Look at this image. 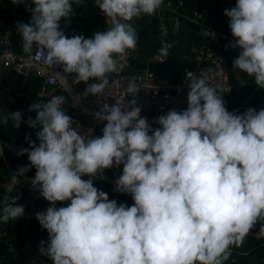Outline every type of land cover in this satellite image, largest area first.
Listing matches in <instances>:
<instances>
[{"label": "clouds", "instance_id": "1", "mask_svg": "<svg viewBox=\"0 0 264 264\" xmlns=\"http://www.w3.org/2000/svg\"><path fill=\"white\" fill-rule=\"evenodd\" d=\"M81 3L31 0V20L17 22V31L24 53L35 47L46 64L86 84L83 96L100 98L119 59L137 47L131 22L156 14L163 0H95L106 30L69 38L59 22ZM224 15L233 37L226 47L240 49L232 66L264 89V0H237ZM170 47L164 44L159 55L169 56ZM186 79L187 108L155 118L156 128L140 115L134 81L126 90L133 99L124 106L102 103L94 113L104 123L100 136L73 127L63 95L29 105L38 143L26 137L30 147L18 155L27 154L36 169L31 184L51 205L36 214L48 232L40 255L52 264H225L232 247L264 221V108L229 112L222 97L230 88L210 85L207 72L196 77L187 71ZM9 120L19 128L22 115L12 113L3 123ZM121 165L114 191L130 194L132 206L110 200L93 184L98 174ZM27 171L24 166L12 176L8 193ZM18 199L3 196L0 223L24 215ZM64 201L70 203L56 207ZM256 238L264 239V223Z\"/></svg>", "mask_w": 264, "mask_h": 264}, {"label": "crops", "instance_id": "2", "mask_svg": "<svg viewBox=\"0 0 264 264\" xmlns=\"http://www.w3.org/2000/svg\"><path fill=\"white\" fill-rule=\"evenodd\" d=\"M181 4L178 0H163L161 8L152 16H143L142 18L135 19L131 22L136 27L138 33V42L135 50H131L132 56L130 63L128 64V70L133 72H139L144 69H150L158 75L167 76L172 79H178L185 68H194L199 66V62L195 58L194 50L203 46L205 37L202 32V24L195 21L193 13L196 9H200L203 6L207 7V11L204 14L203 22L207 26L218 28L223 31L232 41L233 37L231 30L228 26V18L224 15V10L235 7L237 0H181ZM31 0H25V3L13 4L12 0H0V39L2 35L8 29L12 28L16 30V34L11 41V48L18 55H29L24 53L22 48V40L20 34L17 31V22L29 23L31 20ZM73 10L77 15L69 17L67 19L62 18L60 23V30L65 32L67 37L83 34L85 38H90L96 31H104L107 28L106 17L102 14L101 10L95 3V0H82V3L77 5L73 4ZM181 12L182 21L186 20L191 26L190 38L191 41L187 46V53L179 55L173 51L169 53L164 61H157L154 59V55L159 53L160 48L163 46V26L170 25L174 16ZM168 38L172 41L173 47L178 42V34L170 33ZM35 48V47H34ZM33 48V49H34ZM2 44L0 42V50ZM239 48L229 47L225 53V64L230 74L231 83L233 85L232 94L224 99L226 107L234 103H243L246 101H259L264 100V89L258 88L254 83V78L249 77L246 73L232 66L233 60L239 55ZM73 75H76L72 73ZM110 83L112 81V74H110ZM22 91L29 90L36 92L37 89L43 84L44 78L40 75H22ZM92 82V81H89ZM244 83L242 86L241 83ZM84 83V82H82ZM109 83V84H110ZM18 90V89H16ZM56 92L55 94H57ZM23 100L27 101V105H31L35 101L44 102L46 99L39 98L36 95H31L24 99L18 100L16 108L22 107ZM63 110L76 122L73 127L77 128L80 134L89 133L92 136L102 135V128L91 127L82 125L76 115L75 109L65 99V103L62 105ZM35 119L36 112L29 111L22 114V122L19 128L13 126V122H9L0 129V139L3 141L0 150L3 151L0 155V159L4 161V166L0 167V186L6 189V193L0 192V207L3 206V196L8 195L12 197H20L24 194L25 190L29 187H33L31 180L35 177L36 169L30 166L27 154L18 155L22 149L29 148L30 145L23 143L26 137L38 143L36 139V133L39 129L31 128L28 124L29 118ZM21 137L23 142H17L20 148L18 151L9 148L6 143ZM10 156L13 159H19L21 162L18 165H14V162L10 161ZM21 163H25L28 166V171L23 176L18 177V183L14 186L11 193L7 192L8 187L12 184V176L18 173L17 168ZM123 165L117 167V172L112 175L119 177L122 174ZM103 173L109 174L108 169ZM111 175V174H110ZM89 179V177H84ZM110 183L104 176L98 174L93 180L94 186L99 190H105L106 184ZM107 193V192H106ZM108 194V193H107ZM111 192L108 194L110 196ZM119 204L123 203L127 206H132L134 201L130 194H121ZM35 207L40 202H33ZM70 201H64L62 207L67 206ZM37 212L31 211L24 214L22 217L15 221H10L8 224L0 223V248H6L8 254H6V260L0 258V264H11V261L17 257V255L10 250L9 239L16 238L18 231L25 229L31 223H38L36 219ZM264 221L258 222L253 230L245 237L246 252L250 254L255 263H252L249 259L241 256L240 247L233 246L231 252L238 255L237 264H264V239H257L256 233L259 231L260 224Z\"/></svg>", "mask_w": 264, "mask_h": 264}, {"label": "built area", "instance_id": "3", "mask_svg": "<svg viewBox=\"0 0 264 264\" xmlns=\"http://www.w3.org/2000/svg\"><path fill=\"white\" fill-rule=\"evenodd\" d=\"M181 4V0H178ZM207 7L203 6L196 9L193 13L195 21L202 24V32L205 37L203 46L194 50V55L199 66L194 68H185L178 79H172L167 76L156 74L150 69H144L139 72L128 70V64L132 56L131 50L128 54L118 61L117 71L112 73V81L105 91L103 97H96L93 95L83 96L86 84L78 81L76 75L63 72L62 66L53 63L48 65L40 57L39 51L34 48L29 55H18L11 48L10 44L16 34L15 29H8L2 35L0 42L2 49L0 50V65L16 68L22 75H40L44 78L43 84L36 90V92L18 89L14 93L11 100H20L31 95H36L39 98L47 99L56 92L65 93L71 100L74 109L78 111L82 117L91 124V127H104L103 122L95 119L94 113L99 110L102 103L114 105L120 103L124 106L125 103L133 99L128 96L127 87L129 81H134L139 89L135 96L137 106L141 108V117H146L149 125L156 128L159 125L154 123L155 118L160 115L166 114L171 109L177 111L187 108V93H188V80L186 79V72L191 71L196 77L202 73H208V83L213 86L221 88H230V91L223 95V100L229 97L233 92V85L231 83L230 74L225 64V51L229 48V37L220 29L207 26L203 22L204 14ZM76 11H72L69 17L76 16ZM181 12L177 13L170 25L163 26L164 44L171 45L169 53L173 51V43L168 38L169 34H178L181 25ZM71 38V36H69ZM157 61L165 60L166 57H161L158 54L154 55ZM91 83V82H89ZM243 86L244 83L242 82ZM255 108L257 110L264 108V100L259 101H246L243 103H234L226 107L229 112L236 114L243 113L248 108ZM3 141L0 139V149ZM6 145L18 151L19 144L15 140L9 141ZM0 152L3 153L2 150ZM27 166L21 163L17 171ZM109 174L103 173L104 176L112 185L110 200H116L119 204L121 195L114 191L115 180L117 177L113 173L117 172V167L108 169ZM111 174V175H110ZM33 199L39 201L40 204L34 208L33 211L39 213L44 212L50 207V202L46 201L41 195L38 188L33 191ZM238 255L232 253L230 259L225 264H237Z\"/></svg>", "mask_w": 264, "mask_h": 264}, {"label": "water", "instance_id": "4", "mask_svg": "<svg viewBox=\"0 0 264 264\" xmlns=\"http://www.w3.org/2000/svg\"><path fill=\"white\" fill-rule=\"evenodd\" d=\"M191 26L186 20L181 21L180 30L178 32V42L174 45L173 49L179 55H184L187 53V46L191 41L190 38ZM22 74L14 67H7L5 65H0V129L6 124L3 123L5 117L12 113L19 111L22 114L29 112V105L27 101L23 100L22 107L16 108L18 100H11L14 97L16 89L22 88ZM63 95L65 99L73 106L70 98L63 92H58L47 98L44 102H47L53 96ZM74 108V106H73ZM79 122L84 126H91L82 115L76 111ZM9 122V121H8ZM7 122V123H8ZM95 127V126H94ZM102 128V127H99ZM0 192L6 193V189L0 186ZM63 202H56V207H62ZM241 256L249 259L252 263H255L254 258L246 252L245 238L240 247Z\"/></svg>", "mask_w": 264, "mask_h": 264}, {"label": "trees", "instance_id": "5", "mask_svg": "<svg viewBox=\"0 0 264 264\" xmlns=\"http://www.w3.org/2000/svg\"><path fill=\"white\" fill-rule=\"evenodd\" d=\"M73 119V117H72ZM21 137H17L16 142H23ZM33 141V140H32ZM23 143L30 145L29 141ZM10 161L14 162V165H18L21 160L13 159L8 156ZM4 166V161L0 159V167ZM111 183L106 184L105 192L108 194L111 192ZM34 187H29L25 190L24 194L16 201L18 205H23L25 213H30L34 210L35 204L33 199ZM39 203L37 204V206ZM48 240V232L41 227L38 223H31L28 227L18 231L16 238L9 239V247L17 257L11 261V264H52L48 257L39 254V246L41 241ZM6 254L8 250L6 248H0V258L6 260Z\"/></svg>", "mask_w": 264, "mask_h": 264}, {"label": "rangeland", "instance_id": "6", "mask_svg": "<svg viewBox=\"0 0 264 264\" xmlns=\"http://www.w3.org/2000/svg\"><path fill=\"white\" fill-rule=\"evenodd\" d=\"M103 128V127H102Z\"/></svg>", "mask_w": 264, "mask_h": 264}]
</instances>
